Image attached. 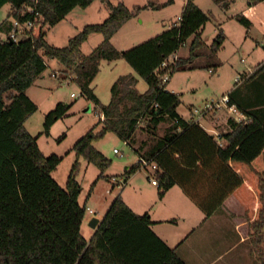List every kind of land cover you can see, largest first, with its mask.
<instances>
[{"label": "trees", "instance_id": "16d2710c", "mask_svg": "<svg viewBox=\"0 0 264 264\" xmlns=\"http://www.w3.org/2000/svg\"><path fill=\"white\" fill-rule=\"evenodd\" d=\"M93 1L0 0V8L9 5L11 18L0 23V264H186L174 248L151 230L148 213L133 212L120 194L89 238L80 232L86 207L78 203L79 159L96 166L100 171L98 178H107L104 171L111 161L92 142L112 131L130 144L140 123L150 134V141H144L135 153L156 165L159 197L177 186L205 217L223 208L248 238L251 255L264 264V74L250 93L245 84L264 72V62L243 79L244 93L237 88L228 93L229 104L245 119L228 118L231 129L221 134L220 140L197 122L184 121L177 113L179 94L166 90L161 82L166 73L170 77L186 67L194 68L192 62L198 57L206 60L196 67L215 71L220 65L217 53L224 41L222 31L208 46L201 37L209 16L194 0H186L178 22L119 51L110 39L135 15L119 3L110 5V14L102 22L85 25L69 38L66 46L55 47L46 42L49 27L74 8L84 9ZM214 2L227 8L222 0ZM260 4L264 5V0H247L249 7ZM148 6L159 9L166 3ZM143 8L146 6L137 7V11ZM14 20L32 23L17 41L8 39ZM237 21L247 28L250 25L245 17H237ZM93 33L103 36L101 43L88 55L81 54L80 46ZM189 39L188 56L177 57L161 67ZM41 55L56 59L66 73L74 74L82 94L94 102L102 117L100 131L94 133L92 128L73 144L76 160L64 188L51 177L62 157L45 155L37 145V136L24 127L25 120L37 110L26 89L46 69ZM119 58L146 82L147 89L138 93L134 77L120 76L111 86L110 101L101 104L89 84L101 59ZM68 107L58 103L45 115L44 134ZM164 121L170 125L158 134L157 127ZM137 169L135 164L125 173Z\"/></svg>", "mask_w": 264, "mask_h": 264}, {"label": "rangeland", "instance_id": "374dc122", "mask_svg": "<svg viewBox=\"0 0 264 264\" xmlns=\"http://www.w3.org/2000/svg\"><path fill=\"white\" fill-rule=\"evenodd\" d=\"M167 2L168 0H104V2L103 0H94L87 8L76 7L55 26L49 27L46 30L45 40L51 46L64 47L69 38L77 34L85 25L102 22L110 14L111 6L121 3L133 11L135 15L112 36L110 43L116 50H127L160 34L172 23L177 22V17L181 13L182 0ZM163 3H166V6L159 9L148 6ZM198 3L201 10L209 16L201 35L204 43L207 45L211 43L217 35V28L223 30L225 39L217 53L220 65L217 70L211 73L205 67H196L203 65L206 60L205 57H198L192 62L194 68L186 67L184 70L173 73L164 84L166 90L179 94L178 112L182 115H188L189 112L194 113V118H198L199 114L202 113L206 101L218 99L222 95L230 93L237 75L248 74L264 62V5L249 11L246 0H235L229 10H224L225 15L218 20L219 24L214 26L216 20L210 11L216 13V10H214L212 3L209 0H198ZM144 6L146 8L137 11V7ZM8 12V4L0 8V23L7 19L11 20L8 17ZM235 16L249 19L251 21L249 28L239 23ZM3 38H6V35H3ZM102 39L103 36L100 33L90 34L80 46V53L88 55L101 43ZM188 44L186 42L178 50L179 53L183 54L187 51ZM42 58L46 64V69L26 90L27 96L37 105V110L25 120L24 127L32 136H37V145L45 155L54 154L62 157L57 168L51 172V177L60 187L64 188L71 166L76 160L75 152L72 150L73 144L92 128L94 133L100 131L103 123L99 121L101 115L95 108L94 102L82 94L79 83L74 80V74L66 73L65 67L56 59H49L44 56ZM262 74L264 72L245 83L247 93L253 90V86L261 83ZM125 75L135 78L134 87L138 93H143L147 89L146 82L121 58L101 59L98 72L90 82L89 87L101 104H107L111 98V86L120 76ZM71 93L74 95L73 97L70 96ZM58 103L69 107L62 118L53 122L49 133L46 135L43 133L45 115L55 109ZM161 133L162 128L159 129L158 134ZM137 139H142V134ZM92 145L111 161L104 171V176L107 178L124 175L125 167H132L138 158L132 149L112 131H106L103 136L94 140ZM114 149L118 153H114ZM79 161L80 169L76 175V180L81 187L78 196L80 205L87 203L93 207L92 209L102 208L109 205L116 195L120 194L121 198L124 197L128 200L134 198L135 201L147 203L151 209L147 213L150 217L154 213V216L152 215L154 218L165 215V213H172L174 209L176 214H201V211L184 195L192 211L182 204L178 206L171 204L170 207L167 203L169 211L161 212L166 206L156 203L155 199L159 197V190L157 187L148 185V177L153 176L150 169L136 171L134 182L142 184L141 188L143 189L141 191L129 189L130 183L122 189H112L109 179L98 178L100 171L96 166L82 158ZM120 178L126 179V176ZM106 189L110 191L107 192ZM174 190L180 192L178 187ZM169 196L171 195L169 194L167 197L168 202L173 198V196ZM158 212V216H155ZM89 216L91 215L85 211V219L80 230L86 239L91 230L88 226ZM170 223H174V221ZM178 224L177 228L169 225L170 228L166 224L165 228L172 229L173 227L175 230L170 232V236L177 235L178 231L183 230L184 225L181 226V222ZM209 224L211 225V223ZM215 228L214 225H211L210 228L206 227L207 231L205 229V231L199 230L200 232L196 230L188 241L180 244L177 252L185 258L186 264H202L207 261L208 256L206 254L211 253L210 249L217 246L216 239L219 247L223 248L224 241L221 242L220 239L225 231L228 232V228H218V231ZM243 248L244 246L236 248L217 264H260L254 260L255 258L250 251L245 253ZM191 249L193 251H190ZM191 253L201 257H196Z\"/></svg>", "mask_w": 264, "mask_h": 264}, {"label": "crops", "instance_id": "0c3cea01", "mask_svg": "<svg viewBox=\"0 0 264 264\" xmlns=\"http://www.w3.org/2000/svg\"><path fill=\"white\" fill-rule=\"evenodd\" d=\"M213 7H214V10H216V13H213L210 11L211 14H213V18L215 21V25H218L219 24V21L220 19H222V17L225 15V11L224 10H229L231 4H233V2L235 0H222V2H225L227 4V8H223L220 4H217L214 2V0H209ZM104 2V0H103ZM186 0H182V5H181V12H182V9H183V6L185 4ZM195 4L201 9L199 3H198V0H194ZM209 4V2H208ZM91 5V4H90ZM246 5H247V0H246ZM262 5V4H260ZM260 5H257V6H254V7H249L247 5V9L250 11L251 9L253 8H257L259 7ZM87 8V7H86ZM75 9V8H74ZM73 9V10H74ZM85 9V8H84ZM73 10H71L67 15H69ZM181 15V13H180ZM179 17V15H178ZM235 18L237 19V17L235 16ZM249 20V19H248ZM128 22V21H127ZM125 22L121 28L127 23ZM250 22V25H251V21L249 20ZM249 25V26H250ZM55 26V25H54ZM169 28V27H168ZM249 28V27H248ZM205 29V25L204 27L202 28L201 30V35H202V32L203 30ZM219 30L222 31L223 33V30L220 29V28H217L216 30V33L219 32ZM223 36H224V33H223ZM112 38V37H111ZM214 39V38H213ZM224 39H225V36H224ZM213 41V40H212ZM211 41V42H212ZM188 43H190V39L187 41ZM211 44V43H210ZM209 44V45H210ZM206 46H208L207 44H205ZM223 45V44H222ZM188 49H189V44H188ZM187 49V51H185L183 54L179 53V51L176 52V56L177 57H182V58H186L188 56V52L189 50ZM258 67V66H257ZM211 73H213L214 71H212L211 69H208ZM217 70V69H216ZM254 71V69L252 70ZM251 71V72H252ZM250 72V73H251ZM250 73L248 74H242L241 76H243V78H245L247 75H249ZM238 77V75L236 76V78ZM235 78V80H236ZM169 80V79H168ZM35 82V81H34ZM33 82V83H34ZM32 83V84H33ZM31 86V85H30ZM29 86V87H30ZM245 84L243 82V80L239 83V84H236L234 83V86H233V89L232 90H235L236 88L237 89H240L243 93L245 92ZM29 87L27 89H29ZM26 89V90H27ZM231 90V91H232ZM173 92V91H171ZM110 101V100H109ZM177 113L179 114V116L184 120L186 121L187 123H190V122H197L207 133H209L210 135L220 139V136L221 134L229 131L231 128H230V125L227 123V120L228 118L230 117H233L234 118V115L232 114H229L227 110H221V111H217V112H214V113H200L198 118H194V113L192 114L191 112H189L188 115H182L180 112H178V108H177ZM243 116V119H245V116ZM102 119V117H101ZM242 119V120H243ZM170 125V122L168 121H164V122H161L158 127H157V133L159 132V129L162 128V131L168 127ZM142 134V139L138 140L137 138L140 137V135ZM138 140V141H137ZM221 140V139H220ZM144 141H150V134H148L147 130L143 127V124L140 123V126L139 128H137V130L135 131L134 135H133V141L132 143L130 144H126L128 145L132 151L135 153V150H137L141 144L144 142ZM135 155L137 156V154L135 153ZM138 157V156H137ZM136 164V162L132 165L134 166ZM131 167L129 166H126L125 167V172L127 170H129ZM139 169H137L136 171H138ZM149 170V169H148ZM136 171L132 172V173H125L124 172V175H120L119 177H122V176H126V184L122 187L124 188L125 186L128 185V183H130V188L131 190H138V191H141L143 188H141V183H135L134 182V179H135V174H136ZM152 175L154 176L155 173L152 172ZM111 177H117V176H111ZM110 177V178H111ZM150 177H148V185L150 187H157V185H153L150 181ZM110 178H106V179H109ZM111 186H112V189L113 188H116V186L114 184L111 183ZM177 186H173L171 187L170 189H168L162 197H158V199H155L156 203L158 204H162L163 206H166V208L164 207V209H162L161 212H166V211H169V205L171 207V204L175 205V206H178L179 204H182L184 207H187V209H190L184 198V194L182 193L181 189H180V192H176V190H174ZM121 188V189H122ZM158 188V187H157ZM108 190V189H106ZM119 191V190H118ZM172 191H175V192H172ZM178 191V190H177ZM172 193V194H171ZM179 193H182V194H179ZM171 195L173 196V198L171 199L170 202H168L167 200V197L168 195ZM184 195V196H183ZM169 196V197H171ZM152 197V196H151ZM186 197V196H185ZM186 199H188L186 197ZM122 200L126 203V205L133 211L135 212L136 214H143V213H146L147 211H150V206H148L147 203L144 204V202L142 201H135L134 198L133 199H125L124 197H122ZM189 200V199H188ZM141 202V203H140ZM151 202H152V199H151ZM169 205H168V204ZM85 207H89L90 209H92L93 207L92 206H89L87 205V203H84ZM110 205V204H109ZM109 205H105L104 207L102 208H97L96 209H92L93 213L90 214L88 213L89 216L88 217V221L90 220V218L92 217H96L98 218L99 220L102 219L103 215L105 214L106 210L108 209ZM180 207V206H179ZM192 211V209H190ZM176 212V210L174 209V211H172V213H168L165 215H162L160 217H152V215L154 216V213H152L151 217L150 218H153L151 219L152 220V224H151V230L163 241L165 242V244H167L169 247L171 248H174L175 249V252L177 253V255L184 261L186 262L185 258L182 257L181 254H179L177 252L180 244H183V242L185 243V241H188V239L191 237V235L194 233V231H207L206 227H211V225H214V227H216V231H218V228H228V232H222L223 236H221V242L224 241V246L223 248L221 249L219 247V244H218V241L216 239V242H217V246L215 247H212L210 250L212 251L211 253H207L206 256H208V260L207 261H204L202 264H217L218 262H220L226 255H228L230 252H232L233 250H235L236 248L238 247H243L244 246V250H245V253L249 252L250 249H251V245H250V242L248 241V238L245 237L239 230V227H238V224L235 223V221L228 215V213L223 209V208H218L211 216L209 217H205L201 212V214H197L195 215L194 213L191 214L189 213L188 214H184V213H180V214H176L174 213ZM98 214H100L99 216H97ZM159 212L155 214V216L157 215L158 216ZM171 219H174V220H171ZM176 220V221H175ZM174 223H170V222H173ZM181 222V226L184 225V227L182 228L183 230L181 232L178 231V234L177 235H171L170 236V232L174 230L173 227L177 228L178 227V223ZM211 223V225L209 224ZM166 224L167 226L171 225L173 226L172 229H167L165 228L166 227ZM195 226V227H194ZM205 229V230H204ZM93 229L90 230V233H89V237L92 235L93 233ZM175 231V230H174ZM200 232V231H199ZM88 237V238H89ZM225 237V238H224ZM173 241V243H171ZM190 251H193L192 249ZM251 253V252H250ZM194 254V253H191V255ZM190 255V256H191ZM196 257H201L197 254H194ZM256 260V259H254ZM257 261V260H256ZM258 262V261H257Z\"/></svg>", "mask_w": 264, "mask_h": 264}, {"label": "built area", "instance_id": "2783aa9c", "mask_svg": "<svg viewBox=\"0 0 264 264\" xmlns=\"http://www.w3.org/2000/svg\"><path fill=\"white\" fill-rule=\"evenodd\" d=\"M179 20H180V16L177 17L176 21L178 22ZM12 25L13 28L8 35V39L12 41H17L20 38V36L24 34L26 30H29L31 28L32 23L30 21L20 23L19 21L14 20L12 22ZM176 59L177 56L175 53L171 55L167 60L162 62L161 67L168 66V64L175 61ZM52 76H54V74H52ZM168 79H169V74L166 73L161 77V82L164 84L168 81ZM243 79H244L243 76H238L235 80V83L239 84ZM70 96L73 97L74 95L71 93ZM224 109L227 110L229 114L234 115V119L236 121H240L243 119L242 114L236 109V107L233 104H229L228 94L222 95L218 99H211L206 101L202 113H214ZM113 152L118 153L116 149H114ZM136 164L139 166V169H150L153 173H155V171L157 170V167L153 162L141 157L137 158ZM150 181L153 185H157L155 175L150 177ZM110 182L114 184L118 189L122 188L126 184V180L120 177H111ZM106 191L109 192L110 190H106ZM86 211L90 214L93 213L92 209H90L89 207L86 208Z\"/></svg>", "mask_w": 264, "mask_h": 264}, {"label": "water", "instance_id": "95a60500", "mask_svg": "<svg viewBox=\"0 0 264 264\" xmlns=\"http://www.w3.org/2000/svg\"><path fill=\"white\" fill-rule=\"evenodd\" d=\"M10 42V41H9ZM100 220L96 217H92L90 218V220L88 221V226L91 228V229H96L98 224H99Z\"/></svg>", "mask_w": 264, "mask_h": 264}]
</instances>
